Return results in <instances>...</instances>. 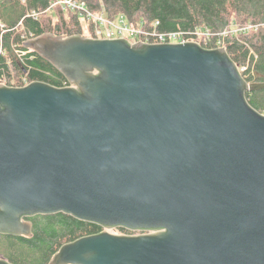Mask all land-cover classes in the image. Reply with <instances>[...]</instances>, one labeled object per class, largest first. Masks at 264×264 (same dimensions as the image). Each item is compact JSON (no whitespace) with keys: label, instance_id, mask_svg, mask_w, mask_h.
I'll use <instances>...</instances> for the list:
<instances>
[{"label":"water","instance_id":"obj_1","mask_svg":"<svg viewBox=\"0 0 264 264\" xmlns=\"http://www.w3.org/2000/svg\"><path fill=\"white\" fill-rule=\"evenodd\" d=\"M23 46L67 85L0 83L1 234L64 213L103 230L49 264H264V115L246 98L264 82L225 46L51 32Z\"/></svg>","mask_w":264,"mask_h":264},{"label":"trees","instance_id":"obj_2","mask_svg":"<svg viewBox=\"0 0 264 264\" xmlns=\"http://www.w3.org/2000/svg\"><path fill=\"white\" fill-rule=\"evenodd\" d=\"M56 1L0 0V82L67 85L55 67L23 46L26 39L45 32L64 36L81 32L78 13L54 6ZM82 1L95 13L124 17L157 32L182 31L190 38H196V31L208 32L201 41L203 46H225L235 63L246 67L242 74L248 82H264V0ZM55 12H61L56 23L55 15L49 14ZM246 98L258 111L264 109V88L247 91ZM27 220L32 223L31 236L0 233V255L13 264H49L62 244L103 230L96 223L64 213L34 215ZM118 229L124 234L135 233Z\"/></svg>","mask_w":264,"mask_h":264},{"label":"built area","instance_id":"obj_3","mask_svg":"<svg viewBox=\"0 0 264 264\" xmlns=\"http://www.w3.org/2000/svg\"><path fill=\"white\" fill-rule=\"evenodd\" d=\"M54 5L60 6L63 10L71 9L77 12L79 16L84 17L93 24V32L89 37L93 38H119L123 37L134 43L144 41L148 43H164V42H185L199 41L208 35V32L196 31V38H190L187 33L182 31L157 32L155 29H148L142 25H135L131 21H127L124 17H108L104 12L95 13L89 10L85 2L82 0H57ZM76 13V14H77ZM36 16L37 14L34 13ZM200 34H204L201 40H198ZM240 71L246 69L245 66L239 67ZM0 83H5L1 81ZM264 115V109L259 111Z\"/></svg>","mask_w":264,"mask_h":264},{"label":"rangeland","instance_id":"obj_4","mask_svg":"<svg viewBox=\"0 0 264 264\" xmlns=\"http://www.w3.org/2000/svg\"><path fill=\"white\" fill-rule=\"evenodd\" d=\"M57 10H60L59 9V7H57ZM50 12H52V11H50ZM68 12V11H67ZM66 11H64L63 12V14H65V16L67 17H69V15H68V13H67ZM61 12H55V13H49V14H54L55 16H53L54 17V19H53V22L55 21V20H57V19H59V14H60ZM54 23H56V22H54ZM134 23V22H133ZM135 25H139V23H134ZM80 29H81V32H80V34H83V35H86V36H89L90 34H92V32H93V24H92V22L91 21H89V20H87V19H85L84 17H81L80 16ZM204 36V34H200V36H199V38H198V40H201V37H203ZM199 42V41H198ZM113 230H115L114 232L115 233H121V232H119V229L118 228H116V229H113ZM112 230V231H113ZM138 233V232H137ZM0 257H2L1 255H0ZM3 258V257H2Z\"/></svg>","mask_w":264,"mask_h":264},{"label":"flooded vegetation","instance_id":"obj_5","mask_svg":"<svg viewBox=\"0 0 264 264\" xmlns=\"http://www.w3.org/2000/svg\"><path fill=\"white\" fill-rule=\"evenodd\" d=\"M116 229V228H115ZM115 230H113V232H114Z\"/></svg>","mask_w":264,"mask_h":264},{"label":"clouds","instance_id":"obj_6","mask_svg":"<svg viewBox=\"0 0 264 264\" xmlns=\"http://www.w3.org/2000/svg\"><path fill=\"white\" fill-rule=\"evenodd\" d=\"M27 84V83H26ZM25 85V84H24Z\"/></svg>","mask_w":264,"mask_h":264},{"label":"bare ground","instance_id":"obj_7","mask_svg":"<svg viewBox=\"0 0 264 264\" xmlns=\"http://www.w3.org/2000/svg\"><path fill=\"white\" fill-rule=\"evenodd\" d=\"M55 6V5H54Z\"/></svg>","mask_w":264,"mask_h":264}]
</instances>
